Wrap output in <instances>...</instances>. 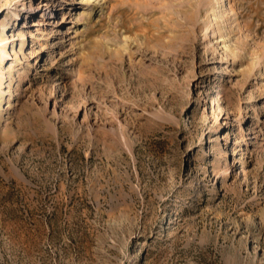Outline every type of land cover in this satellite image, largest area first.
I'll use <instances>...</instances> for the list:
<instances>
[{
    "label": "rangeland",
    "instance_id": "374dc122",
    "mask_svg": "<svg viewBox=\"0 0 264 264\" xmlns=\"http://www.w3.org/2000/svg\"><path fill=\"white\" fill-rule=\"evenodd\" d=\"M0 69V264H264V0H0Z\"/></svg>",
    "mask_w": 264,
    "mask_h": 264
},
{
    "label": "bare ground",
    "instance_id": "6f19581e",
    "mask_svg": "<svg viewBox=\"0 0 264 264\" xmlns=\"http://www.w3.org/2000/svg\"><path fill=\"white\" fill-rule=\"evenodd\" d=\"M47 3V2H46ZM51 6V5H50ZM28 7L26 6V5H23L21 8H19L18 9V12L17 13H14L13 15H15V17L14 18H12L13 19V22L16 24V18H18L19 17V14H20V11L21 12H27L29 9H27ZM23 26H25V25H23ZM8 28H9V26L8 25H6V23H4L3 25H2V27H1V30L2 31H7L8 30ZM1 70V69H0ZM1 87H2V85H1V83H0V89H1ZM235 150V148L233 149V151Z\"/></svg>",
    "mask_w": 264,
    "mask_h": 264
}]
</instances>
